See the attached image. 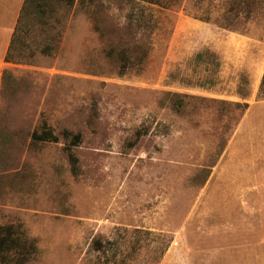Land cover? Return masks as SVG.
I'll return each instance as SVG.
<instances>
[{
  "label": "rangeland",
  "instance_id": "obj_1",
  "mask_svg": "<svg viewBox=\"0 0 264 264\" xmlns=\"http://www.w3.org/2000/svg\"><path fill=\"white\" fill-rule=\"evenodd\" d=\"M54 8L20 19L0 89V226L35 241L25 264H264V0ZM43 121L58 142L31 139Z\"/></svg>",
  "mask_w": 264,
  "mask_h": 264
},
{
  "label": "trees",
  "instance_id": "obj_2",
  "mask_svg": "<svg viewBox=\"0 0 264 264\" xmlns=\"http://www.w3.org/2000/svg\"><path fill=\"white\" fill-rule=\"evenodd\" d=\"M61 1H66L70 4L75 0H24L20 10L18 22L24 16L27 17L29 15L37 16L39 20H42L44 19L46 12L54 11V5ZM196 58L199 61H202L203 54H197ZM9 59L10 57L7 54L6 60L8 61ZM258 92L260 94H264V71ZM173 108L177 111L181 110L180 98L175 100ZM62 134L64 138L68 139V143L64 148L68 155L71 171L75 174L78 170V158L74 153V148L81 143L82 136L79 132L73 133L68 130H63ZM136 136V139L131 143V145H134L141 135L138 133ZM31 139L35 142H58L59 137L54 133L51 127L43 121L39 129L33 130L31 133ZM34 252H36L35 241L27 239L26 235L19 231L16 226L12 224L0 226V259L4 264L11 262V254L15 256L12 264H25Z\"/></svg>",
  "mask_w": 264,
  "mask_h": 264
},
{
  "label": "crops",
  "instance_id": "obj_3",
  "mask_svg": "<svg viewBox=\"0 0 264 264\" xmlns=\"http://www.w3.org/2000/svg\"><path fill=\"white\" fill-rule=\"evenodd\" d=\"M24 0H21L20 6L15 11V16L13 22L10 23H0V89L2 83V75L5 68L13 65L15 60L10 55V50L12 47L13 37L17 31V24L20 15V10ZM9 55L10 59L7 61L6 56Z\"/></svg>",
  "mask_w": 264,
  "mask_h": 264
}]
</instances>
